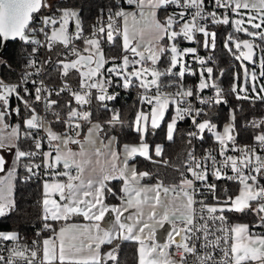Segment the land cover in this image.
I'll list each match as a JSON object with an SVG mask.
<instances>
[{
	"label": "snow or ice",
	"instance_id": "snow-or-ice-1",
	"mask_svg": "<svg viewBox=\"0 0 264 264\" xmlns=\"http://www.w3.org/2000/svg\"><path fill=\"white\" fill-rule=\"evenodd\" d=\"M125 3L128 6H135L136 10L125 11L119 8L115 12H110L106 24L101 22L94 25L91 34L85 35L79 14L75 10L58 8V14L40 16L39 24L30 26L35 19L34 14L40 13L42 9H51L48 0H0V38L3 40L18 38L26 44L34 45L33 52L29 54L28 67L36 66L34 54L40 47L50 51L54 42L61 43L72 56L76 57L73 60L59 62L65 77L69 75L70 70H75L80 78L78 89H73L65 83L55 93L59 96L68 92L72 98L65 102L68 109L66 119L61 121L59 112L53 114L56 122L64 123L75 137H79L82 127L78 121L90 125L83 141L74 138L69 132L57 133L44 117L36 113L33 104L20 95L22 89L26 95L33 96L35 102H43L46 111H51L59 101L51 99L53 92L42 80L31 81L37 85L34 94L25 87L29 83L31 73H25L21 84H7L0 80V129L11 127L7 142L6 138L0 135V149H16L12 170L7 176L0 178V217H4L15 207L12 199V179L15 168L22 159H26L29 163L24 167L29 173L37 175L43 167L45 175L51 178V182L46 180L43 184L42 219L43 230L52 233L42 241H33V246L29 248L27 245L19 244L18 233L0 231V244L14 242L7 259L0 255V264H104L105 259L117 261L116 249L102 254L101 246L111 245L120 239L139 243V264H187V256H192V264H264V234L250 231L247 223L229 224L224 215L225 211L245 213L250 210L258 217L253 227L264 229V185L259 183L257 175L252 174L254 172L264 176V156L256 155L255 148L236 149L234 137L230 134L232 125L225 126L221 134L216 131V125L209 120L197 122L196 118L203 114V109L194 107L191 100L195 99L203 105L220 104L222 89L210 79L213 69L205 68V60L198 56L194 58L198 59L201 66L199 83L194 88L185 87L180 78L185 76L186 71H190L192 75H196V72L186 67L183 57L196 54L197 48L178 47L179 40L194 41L197 34H202L204 37L202 47L214 49L216 32L209 31L208 24H233V33L227 36L225 47L229 52H233V47L229 45H234L238 51V54L233 53L236 60L255 63L254 50L260 48L264 53V47L257 45L255 39L258 38L261 44H264V30L250 31L244 25H250L252 29H264V0H213L215 9H224L223 15H219L217 11L206 10L205 0H125ZM169 7L176 10L163 18L157 16L158 10L167 13ZM229 12L239 18L230 19ZM117 19L122 21V27L116 24ZM129 19L133 26L131 39H136L137 32L140 36L139 42L135 45H132L130 40ZM70 21L74 22L76 29L72 34L68 32ZM140 24H143V27L137 30L136 25ZM114 32L122 35L123 51L127 54L123 55L119 65L113 63L112 67L106 69V74L101 71L108 63L101 50V37L112 41ZM145 32L149 38L147 44L144 43ZM36 33H42L46 42L42 43L36 37ZM235 33H244L252 39H241ZM165 39L169 42L167 45L163 43ZM76 40L85 45L83 51L87 55L81 54L74 43ZM165 55L167 64L161 69L159 62ZM112 60L115 61V57ZM149 62L151 66H148ZM138 65L140 67H137ZM259 68V76L264 77V54L259 58ZM39 71L40 69H37V74ZM205 73L208 79H205ZM243 76L245 87L239 91L245 95L241 97L235 86L231 89L233 93H237L238 99L249 98L247 95L249 83L252 84V91L256 90L254 83L257 79L256 72H249L245 66ZM168 77L176 79L167 80ZM114 81L124 89L130 87L140 89L141 104L149 109L144 111L141 108L134 117L132 126L138 134L139 143L124 144L122 151H117L111 148L112 140L115 139L113 137L105 145V148L109 149L107 152L102 153L99 148L88 152L85 144L94 143L92 140L94 132L102 129L99 123L91 122L92 113L86 110V106L92 103L93 90H96L95 99L101 102V106L107 108L104 102L115 98V95L108 91L114 86ZM168 88L175 90L166 91ZM208 88L215 91L214 97L204 98L199 95ZM261 91L264 92V85L261 86ZM13 96L22 102L25 111L31 113L23 121L25 125L23 131L20 124L13 126L5 122V117L13 112L17 116L20 114L19 105L9 111L10 98ZM170 107H174V116L166 124L168 141L174 139L177 122L191 117L196 131L188 132V137L199 136L202 139V134L207 130L219 141L221 155L225 154L228 141L233 142V151H239L241 155L239 157L226 155L217 167V161L211 153L198 160L190 152L186 170L191 173L192 179L181 173L179 184L164 186L161 182L155 186L141 185L140 181L150 174L137 172L135 167H130L129 161L136 156L151 161L150 149L156 157L163 155L162 145L152 146L146 138L154 135L165 122ZM232 119L234 121L235 116ZM108 123L110 126L117 123L123 126L119 113H115ZM261 125H264V121L253 122L254 127ZM41 132L44 135H40ZM21 139L31 141L29 150L21 149L18 143ZM45 140L49 145V151H41ZM255 140L259 147L264 149V132L256 135ZM188 142L191 143V139ZM69 143L78 145L80 150L73 151L68 147ZM61 144L66 151L62 150ZM102 156L105 158L103 163L100 159ZM37 157H42L41 163L34 162ZM93 157L96 158L95 164ZM5 163L4 157L0 155V171H4ZM163 163L167 164V161ZM209 168L212 169L211 175L216 179L226 178L238 182L242 186L239 194L234 198L226 195L223 200L217 197L215 183H208ZM225 168L235 175H227L223 172ZM61 177L64 179H60ZM114 180L122 182L124 195L120 197L122 203L119 207L105 203L106 191L116 196L108 186ZM196 181L201 182L213 195L216 201L214 204L196 199ZM169 193L172 194L171 199L168 197ZM125 212H129L127 217H124ZM110 213H115L114 221H105L106 214ZM74 216L83 217L89 223L83 225L67 223ZM49 221L64 223L57 230ZM101 222L107 226H102ZM165 223L171 225L172 231L168 234L167 242L161 244L156 241V227H163ZM197 244L200 246L199 250ZM173 247L181 256L179 262L170 254ZM217 249L222 253L221 259L215 257ZM85 250L88 255H80ZM41 252L42 256H38Z\"/></svg>",
	"mask_w": 264,
	"mask_h": 264
},
{
	"label": "trees",
	"instance_id": "trees-1",
	"mask_svg": "<svg viewBox=\"0 0 264 264\" xmlns=\"http://www.w3.org/2000/svg\"><path fill=\"white\" fill-rule=\"evenodd\" d=\"M51 2L52 10L57 11L58 8H69L75 10L79 14V19L85 28H90L93 22L99 19L107 11L116 8V6L122 2L125 6V0H49ZM168 13V12H167ZM163 10H158L159 17L167 14ZM230 19L232 17L230 16ZM118 26L121 27V20L119 19ZM208 28L216 32V47L214 49H202L201 54L205 60V65L211 66L213 69L212 80L220 89H222V95L227 98V102L221 104L203 105L202 121L209 120L211 123H215L218 128H221L222 124L229 119L230 111H233L235 116L232 121V136L240 142H253L255 136L264 132V127H254L253 122L264 116V99L254 96L252 93L248 95V99H238L237 93H233V83L238 76L241 79V65L240 61L235 59L234 52H229L225 47L227 43V36L233 33L232 24L229 25H212L208 24ZM243 38L250 39L245 34L241 33ZM113 35L117 37L111 43L105 38H101V50L105 54V59L109 63H120L125 52L123 51L121 43V35L114 32ZM202 41V39L200 38ZM257 39H255L256 43ZM164 44H168V40L163 41ZM82 42L79 43L81 49ZM231 47V45H229ZM29 44L20 41L18 38L15 40H3L0 38V79L15 80L19 79L26 71V53L30 50ZM115 57V61L112 58ZM257 57V56H256ZM256 59V58H255ZM243 61V60H242ZM167 64V55L161 58L159 67L163 69ZM189 67V64L187 63ZM60 69V65L58 66ZM77 76V72L70 70ZM167 80H175V77H168ZM197 78L190 77L187 73L183 78H180L181 83L185 86L189 81H198ZM173 89V88H168ZM211 89V88H208ZM212 90V89H211ZM141 90L136 87H130L128 89L122 88V92L119 96L113 100L105 101L107 108L101 106V102L95 98L92 100L88 111L92 113L91 122L97 121L101 125L100 136L102 139H107L111 135L116 138L117 149L120 150L124 144H133L139 142L138 134L135 132L132 124L135 114L143 108L144 111H148L147 106H143L140 101ZM23 97L33 104L32 97L23 94ZM264 97V96H261ZM61 106L64 110H68L65 107V102L72 99L70 94H60L58 96ZM21 118L19 124L21 125V131L24 130V119L30 116V112L25 111L20 103ZM173 107H170L165 117V122L161 124V127L156 130L154 135L148 136L147 142L155 146L157 144L162 145L163 155L156 157L150 149L152 160H148L144 157L136 156L131 160L138 172H148L150 175L145 177L144 182H162L164 186H170L179 184L181 180V173L184 172L185 161L189 152L195 149H202L216 144V140L212 134L205 130L202 134V139L198 136L196 138L188 137V132L194 129V125L188 119L177 122V128L174 133V139L168 141L166 139V124L170 121ZM115 113H119L120 123L115 126H110L109 121ZM9 116L5 117V121ZM81 135L82 136L87 129V123L80 121ZM60 133L68 132L64 123L56 126ZM75 136V135H74ZM73 136V137H74ZM191 139V143H189ZM21 149L28 150L31 147V141H25L21 139L18 141ZM55 143V142H53ZM15 148L11 150L1 149L2 155L6 159V166H12L15 160ZM157 161V162H153ZM167 161V164L163 163ZM29 163L26 159H22L19 165L15 168V177L13 180V192L12 197L15 202L14 209L6 214L4 217H0V231L2 232H16L19 235L21 242H28L34 230L39 225L40 211H41V182L35 179L23 180L21 176L27 172L24 167ZM51 179V178H48ZM116 196H112L106 191V201L113 203L117 201L120 193L121 181L114 180L109 183ZM240 184H228V190L220 192L218 197L221 200L225 196H232L236 194L240 188ZM254 206V203H253ZM233 222H244L249 224L250 230L253 232V224L258 221V217L249 211L245 213L229 212ZM79 217H72L69 221L79 220ZM57 227L58 224L55 223ZM106 248H115L117 261L106 260L104 264H137V251L138 244L131 240H117L113 244L103 245L102 250Z\"/></svg>",
	"mask_w": 264,
	"mask_h": 264
},
{
	"label": "built area",
	"instance_id": "built-area-1",
	"mask_svg": "<svg viewBox=\"0 0 264 264\" xmlns=\"http://www.w3.org/2000/svg\"><path fill=\"white\" fill-rule=\"evenodd\" d=\"M48 3L51 5L50 1L48 0ZM126 7L122 2H120L116 8L107 11L105 14H103L99 19L95 20L93 22V24L90 26V28H85L83 27V32L85 35H90L92 28L94 25H97L98 23H107L108 20V15L110 12H115L116 10H118L119 8H123ZM205 7L206 10L209 11H217V13L219 15H223L224 13V9H215L214 5H213V0H205ZM133 10L135 11V7H132ZM176 9L169 7L168 9V13L171 14L173 11H175ZM191 11V10H189ZM53 14H58L57 11L52 10L51 9H42L40 13L38 14H34L35 15V19L33 21V24L30 26H37L39 24V17L40 16H48V15H53ZM229 17L233 15V13L229 12L228 13ZM188 17H186L187 19ZM119 19L116 20V24L118 25ZM57 28L59 27V25L56 26ZM209 31H212L208 28ZM47 31V29H46ZM68 32L69 34L74 33L75 31L73 30V21H70L69 25H68ZM236 36H239L241 39H247V38H243L241 33H235ZM36 37L38 39H40L42 41V43H45V37L42 33H36ZM102 38V37H101ZM200 38L202 39V41L204 40V37L202 34H197L194 37V41H183V40H179L178 42V47L180 48H187V47H196L197 48V53L196 54H188L186 55V61L189 64V68L191 70H194L196 72V75H192L190 71H187V74L192 77V78H197V76L199 75V69L198 67L199 65V61L198 59H195V56H198L199 58L203 59V55L201 54L202 49H205L204 47H202V41L200 40ZM195 41H200L201 43H195ZM81 41L76 40L74 41L76 47L80 50L81 54H87L86 52L83 51L85 45L82 44L81 49H80V43ZM29 46L31 47L30 50L26 53L25 56V60H26V71L25 73H31L30 77H29V83H27L25 85V87H27L29 89L30 92H32L34 94V88L37 85H34L31 81L35 80L37 82L39 81H43L44 85L48 88L51 89L53 94L51 96V99L53 100H58L59 104L57 106H54V108L51 111H46L45 110V106L43 102H35L33 96L32 100H33V107L36 109V113L39 116H42L46 119V121H48L51 126L52 129L54 131H56L57 133H60L58 128L56 127L59 124L62 123H57L56 122V117L54 116V112H59L60 113V120L64 121L66 119V113L68 110H64V108L61 106L60 100L58 98V96L55 94L57 90H59L60 87H62L65 83H68L73 89H78V85H79V76H75V74L73 72L70 71L69 75L67 77H65L62 73L61 68L59 69L58 66L60 65V61L64 60V61H68V60H73L75 58V56H72L71 53H69L67 51V49L64 48V46L61 43H57L54 42L52 44V48L49 51L47 48L45 47H40L39 51L36 52L34 54V59L37 61L36 66L35 67H28V60H29V54L33 52V47L34 45L29 44ZM231 47H233V52H236L238 54V51L235 50L234 45H231ZM209 49V48H208ZM108 63L105 64L104 69H102V72L106 73V69H107ZM37 69H40L39 74H37ZM75 71V70H74ZM76 72V71H75ZM25 73L19 78V79H15V80H8V79H0L2 80L4 83L7 84H21L22 83V77H24ZM107 74V73H106ZM199 80L198 81H189L186 83L185 87L187 88H194L196 85H198ZM175 89H166V91L172 92ZM110 94H114L115 97L119 96L122 92V87H120L116 81H114V86L110 87L108 89ZM23 94H25L23 92V90H20V95L23 96ZM62 94V93H61ZM64 94H69L68 92H64ZM199 95H201L204 98H208V97H214L215 96V91L212 89H205L203 90L202 93H199ZM96 96V90H93V99ZM222 97V102L221 103H225L223 101L227 102V98L221 94ZM92 99V100H93ZM20 101H18L14 96L10 98V107H9V111H11L12 109L16 108L17 105L20 106ZM191 103L193 104L194 107L196 108H202L203 109V104H199L197 100L192 99ZM220 103V104H221ZM90 106V105H88ZM88 106H86V110H88ZM31 115V113H30ZM20 118H21V113L19 114V116H17L14 112L8 117V120L6 121L7 124L9 125H16L19 124L20 122ZM185 119H188L192 122L191 117H186ZM197 122H201L202 121V115L196 118ZM260 121H264V116L259 117L255 120V122L259 123ZM80 122V121H78ZM193 124V123H192ZM264 127V125H261ZM192 131H196L195 126L194 129ZM11 132V127L8 128V132L10 134ZM69 134L74 136V133H72L70 130H68ZM0 134H3V132L0 131ZM40 135H44L43 132L40 133ZM234 146L236 149H242L245 147H249V148H255L256 149V155H260V156H264V149H261L258 145V142L255 140L253 142H240L239 140L234 138ZM220 144L219 142H216V144L208 146V147H204L202 149H195L192 150L191 153H193L195 155V157L200 160L204 157H206L209 153H211V156L215 157L216 161H217V167L220 166L221 161H223L225 159L226 155H232V156H237L239 157L241 155V153L239 151H233V142L228 141L227 142V150L225 151L224 155L220 154ZM30 149V148H29ZM28 149V150H29ZM49 145L47 143V141L45 140L43 143V147L41 149V151H49ZM190 153V152H189ZM55 154V153H53ZM35 163H41L42 162V157H37L34 161ZM187 163H188V155L185 161V167H184V172L183 174L188 178V179H192L191 173H188L186 170L187 167ZM211 163V161H209V164ZM211 171L212 169L209 168V175H208V183H215L216 185V189H215V194L218 197L217 194H219L220 192H225L228 190V184H237L238 182L236 181H231L228 180L226 178H221V179H216L214 176L211 175ZM223 172H226L227 175H235V173L231 172L229 169H223ZM254 175H257L258 181L261 185H264V176H261V174H257V173H252ZM21 178L23 180H29V179H35V180H39L40 182L47 180L48 178H50L49 176L45 175V169L43 167H41V169L39 170L37 175H32L31 173H29L28 171L23 174L21 176ZM251 182V181H249ZM239 184V183H238ZM195 187L197 189V195H196V199L197 200H204L205 203L208 204H214L216 201L213 197V195L211 193H209L207 191V189L201 184V182L196 181L195 182ZM255 206V204H254ZM196 207H199V205H196ZM42 215H43V210L41 209L40 211V221H39V225L37 226V228L34 230V233L31 237V239L28 242H21L19 240V244L21 246L27 245L29 248H31L33 246V241H42L44 238H47L49 236L52 235L51 232L43 230V224L44 221L42 219ZM224 215L227 217L228 223L229 224H234V222L231 219V216L229 215L228 211H225ZM49 223H52L53 226L56 228L55 223L52 221H49ZM256 223V222H255ZM254 223V224H255ZM253 224V225H254ZM40 233V235L38 236L37 233ZM253 232L257 233V234H264V229L262 228H258V227H253ZM231 241H229L230 243ZM14 242L8 241V242H4L3 244H0V255H3L6 259L9 257L10 253H9V249L13 246ZM199 244H197V248L199 250ZM171 255L173 258L177 259V260H181V256L179 254H177L175 252V248L173 247L171 249ZM38 256H42V252L38 254ZM215 257L216 259H221L222 258V253L220 252L219 249L216 250L215 253ZM192 256H187L186 260H187V264H192Z\"/></svg>",
	"mask_w": 264,
	"mask_h": 264
},
{
	"label": "rangeland",
	"instance_id": "rangeland-1",
	"mask_svg": "<svg viewBox=\"0 0 264 264\" xmlns=\"http://www.w3.org/2000/svg\"><path fill=\"white\" fill-rule=\"evenodd\" d=\"M52 1V0H51ZM51 3V2H50ZM123 9L125 10V11H131L130 9H131V7H129V6H126V7H123ZM145 11H147V9H145ZM243 11H247V10H243ZM167 14H169V13H167ZM251 14H255V13H251ZM166 15V14H165ZM165 15H163L162 17H159V18H163ZM236 18H239V17H237V16H235V14H233L232 15V19H236ZM245 19H246V17H245ZM256 22H258V21H256ZM232 26H233V29H234V25L232 24ZM121 27H122V21H121ZM132 21H131V19H129V32H130V40H131V44L132 45H135L137 42H139V40H140V36H139V32H137V36H136V39H131V35H132ZM143 27V24H140V25H136V28H137V30H139L140 28H142ZM244 27H248L249 28V30L250 31H255V32H259V31H262V30H264V29H252L251 28V26L250 25H247V24H245L244 25ZM73 30L75 31L76 29H75V25H74V22H73ZM244 34V33H243ZM145 36H147V33L145 32ZM250 38V37H249ZM148 39L149 38H144V43L145 44H147L148 43ZM252 38H250V40H251ZM121 43H122V47H123V37H122V35H121ZM256 44L257 45H261V47H264V44H261V41L257 38V41H256ZM166 45V44H165ZM125 54H127V53H125ZM124 54V55H125ZM147 54V53H146ZM262 54H264V53H262L261 52V50H260V48H257V57H256V59H254L255 60V63H252V62H249V61H242V60H239L240 61V65H241V79L239 80V78H238V76L235 78V81H234V83H233V87L235 86L236 88H237V91H238V93H239V95L241 96V97H243L244 95H245V93L244 92H240L239 91V89L240 88H242V87H245V85H244V76H243V72H244V67L245 66H247L248 67V69H249V72H252V71H255L256 72V74H257V79L255 80V85H256V90L255 91H252V84L251 83H249L248 85H247V88H248V92H247V95H249L250 93H252L254 96H257V97H261V96H264V92H262L261 91V86L262 85H264V77H260L259 76V71H260V68H259V58H260V56L262 55ZM130 59H131V56L129 57ZM183 61L185 62V64H186V67L188 68V69H190L188 66H187V61H186V56H184L183 57ZM2 62V59L0 58V63ZM122 62V59H121V61H120V63ZM114 63V62H113ZM113 63H109L108 64V66H107V69L108 68H110V67H112L113 66ZM120 63H115V64H117V65H119ZM148 66H151L150 65V62H149V65ZM137 67H140L139 65L137 66ZM200 67L201 66H199L198 67V69H199V71H200ZM204 67L205 68H207V67H211V66H207V65H204ZM177 71L179 70V65H178V67H177V69H176ZM129 71H131V68H129ZM186 73H187V71H186ZM205 79H208V77H207V74L205 73ZM211 81L213 82V80H212V76H211ZM174 108V107H173ZM147 111V110H146ZM174 116V111H173V114H172V117ZM234 116V114H233V111L231 110L230 111V114H229V119L228 120H226L223 124H222V126H221V128H218L217 126H216V131H218V132H220L221 134H223V130H224V127L225 126H228V125H232V121H233V119H232V117ZM6 122V121H5ZM170 122V121H169ZM202 122V121H201ZM92 123H98L97 121H93ZM212 124H214V125H216L215 123H212ZM233 126V125H232ZM88 127H90V125H88ZM88 127H87V129H88ZM87 129L85 130V132H84V134L82 135V136H80L79 135V137H75L74 136V138H78V139H81L82 141L83 140H85V137L87 136ZM0 131L1 132H3V134H0V135H3L5 138H6V142H7V138L9 137V133H7L8 132V128H2V129H0ZM80 133H81V130H80ZM231 135H232V131H231V133H230ZM213 136V138L215 139V136L214 135H212ZM114 136H110L109 138H108V141L110 140V139H112ZM115 138V137H114ZM92 140L94 141V143H91V144H89V143H86L85 144V146H89V147H91V146H93V145H97V144H101L102 143V139H101V137H100V130L98 131V132H94V134H93V137H92ZM115 140V139H114ZM114 140H112V142H114ZM216 140V139H215ZM108 141H107V143H108ZM217 141V140H216ZM217 142H219V141H217ZM55 143H58V142H55ZM139 142H136V143H133V144H130V145H135V144H138ZM68 147H69V145H68ZM61 148H62V150H64V148H63V145L61 144ZM50 149V148H49ZM48 149V150H49ZM12 166H6V168L4 169V171H2L1 173H0V178H3V177H5V176H7V173L10 171V170H12ZM14 177H15V175H14ZM14 177H13V179H12V184H13V180H14ZM249 183H251V182H249ZM242 186H240V188H241ZM239 188V189H240ZM12 192H13V189H12ZM239 194V190H238V192L236 193V194H233L231 197H235L236 195H238ZM12 199H13V197H12ZM172 231V227H171V230H169V233ZM157 237V236H156ZM159 240H162L161 239V237H157L156 238V241L157 242H159ZM177 240H179V237H177ZM165 242H167V238L162 242V243H165Z\"/></svg>",
	"mask_w": 264,
	"mask_h": 264
},
{
	"label": "crops",
	"instance_id": "crops-1",
	"mask_svg": "<svg viewBox=\"0 0 264 264\" xmlns=\"http://www.w3.org/2000/svg\"><path fill=\"white\" fill-rule=\"evenodd\" d=\"M128 6V5H127ZM129 7H131V11H134L133 10V8L132 7H135V6H129ZM157 16L159 17V15H158V12H157ZM144 38H148V36H145L144 35ZM173 111H174V108H173ZM173 111H172V114H173ZM171 118H172V115H171ZM171 120V119H170ZM101 137V136H100ZM109 138V137H108ZM108 138L107 139H102L103 140V143H101V144H97V145H93V146H91V147H89V146H85V148L88 150V152H93L95 149H97V148H99L100 149V151L102 152V153H104V152H107L109 149H107V148H105V145L107 144V141H108ZM69 148H71L73 151H76V152H78L80 149H79V146L78 145H76V144H72V143H69ZM111 148L112 149H115V150H117V151H122V148L120 149V150H118L117 149V146H116V138H115V140H114V142H112V144H111ZM65 151H66V149H64ZM95 157H93V163L95 164ZM100 159H101V162L103 163L104 162V157L102 156V157H100ZM129 165H130V167H135V164L130 160L129 161ZM135 169H136V167H135ZM137 170V169H136ZM138 172V171H137ZM85 175L87 176V171L85 172ZM60 179H64V178H60ZM46 180H44V181H42L41 182V209L43 210V199H44V194H43V184H44V182H45ZM47 181L48 182H51V179H47ZM140 183H141V185H144V186H155L157 183H160L159 181H155V182H144V181H140ZM124 194H123V192H122V182H121V187H120V193H119V195H118V199H117V201H115V202H113V203H109V202H107L106 201V198H105V203H107L108 205H110V206H117V207H119V206H121V203H122V201L120 200V197L121 196H123ZM149 195H153V193H149ZM162 195V198H163V193L161 194ZM171 196H172V194L171 193H169L168 194V197H169V199H171ZM105 197H106V192H105ZM57 199H58V197H57ZM147 208L145 209V211L147 212ZM132 210H129V212H131ZM129 212H125L124 213V217H127L128 215H129ZM75 217H79L80 219L79 220H72V221H68L67 223H69V224H80V225H83V224H88L89 223V221H86V220H84L83 219V217H80V216H75ZM114 217H115V213H110V214H106V216H105V221H114ZM54 223H57L58 224V226L56 227L57 228V230L59 229V227L60 226H62L63 225V223L64 222H54ZM235 223H244V222H234V224ZM101 224H102V226H107L104 222H101ZM169 230H171V225L170 224H168V223H165L164 224V226L163 227H159V226H157L156 227V236L157 237H161V239L162 240H159V242L158 243H161V244H163L162 242L168 237V234H169ZM147 231V230H146ZM251 231V230H250ZM156 237V238H157ZM48 238V237H47ZM120 240H123V239H120ZM131 241H134V240H131ZM137 244H138V250H139V243L137 242V241H135ZM106 245V244H105ZM103 246V245H102ZM102 246H101V253L103 254V253H107V252H109V251H112L113 249L112 248H106L104 251L102 250ZM170 254H171V249H170ZM80 255H83V256H86V255H88V253H87V250H85L83 253H81ZM137 255H138V259H137V264H139V251H137ZM172 256V255H171ZM173 258V257H172ZM173 259H175V258H173ZM107 259H105V261H106ZM177 262H179V260H177V259H175Z\"/></svg>",
	"mask_w": 264,
	"mask_h": 264
},
{
	"label": "water",
	"instance_id": "water-1",
	"mask_svg": "<svg viewBox=\"0 0 264 264\" xmlns=\"http://www.w3.org/2000/svg\"><path fill=\"white\" fill-rule=\"evenodd\" d=\"M117 37V35H113V40L112 41H114V39ZM112 41H108V42H112ZM169 43V42H168ZM255 51V56H254V59L256 58V56H257V48L254 50ZM104 53V52H103ZM82 55H87V54H82ZM104 56H105V54H104ZM74 59H76V57L74 58ZM0 155H2V153H1V149H0ZM53 155H55V154H53ZM3 156V155H2ZM4 157V156H3ZM4 159H5V157H4ZM5 161H6V159H5ZM4 169H5V165H4ZM2 171H0V173H1Z\"/></svg>",
	"mask_w": 264,
	"mask_h": 264
}]
</instances>
